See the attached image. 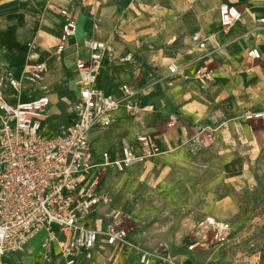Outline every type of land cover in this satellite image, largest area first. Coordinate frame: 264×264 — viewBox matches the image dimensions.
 <instances>
[{
    "label": "rangeland",
    "instance_id": "1",
    "mask_svg": "<svg viewBox=\"0 0 264 264\" xmlns=\"http://www.w3.org/2000/svg\"><path fill=\"white\" fill-rule=\"evenodd\" d=\"M12 1L0 0V4ZM33 1L40 5L38 0H22ZM100 2L101 7L110 0ZM185 2L164 0L166 9L173 12L162 15L165 27L157 30L152 22V27H147V22L161 16L156 10L159 0H117L121 5L117 21L126 23L127 30L118 29L113 37L127 45L135 40L136 57L143 66L138 77L131 67L113 65L112 61L104 71L108 73L102 75L103 82L111 71V76L116 75L114 84L128 82L137 94L130 109L120 91L122 107L113 114L109 126L98 127L106 130L105 138L91 142L96 152L112 153L121 139H127L143 158L118 173L99 170V188L119 211L118 224L126 231V247L131 250L129 264H137L138 250L157 256V264H264V123L242 118L241 113H221L217 105L206 101L208 94L209 100L216 97L222 77L218 75V45L213 35L218 31L229 34V29L219 25L218 13L178 7ZM27 11L18 12L15 18L26 26L32 22L42 31L41 40L37 36L26 38L27 50L33 55L42 48L44 39L53 41L54 37L39 23L42 13L36 17ZM202 17L209 25L204 32L210 42L206 50L196 49L200 66L208 67L210 77L198 78L194 71L169 76L167 69L156 67L153 54L161 49H172L171 53L181 50L179 42L201 31ZM95 29L92 22L91 31ZM168 40H174V45ZM0 67L12 70L6 64ZM230 71L226 77L233 81V68ZM64 82L63 109L49 120L50 127L61 132L67 127L73 105L70 91L76 78ZM49 93L53 97L51 89ZM140 97L152 98L150 102L159 98L161 105L145 109ZM204 103L208 110L202 107ZM144 109L148 113L142 112ZM139 136H147L149 144L142 145ZM209 216L223 230L225 241H217L215 230L206 225ZM43 238L40 233L32 241L35 249L41 244L42 254ZM22 259L7 264H25ZM40 261L38 256L33 264Z\"/></svg>",
    "mask_w": 264,
    "mask_h": 264
},
{
    "label": "built area",
    "instance_id": "2",
    "mask_svg": "<svg viewBox=\"0 0 264 264\" xmlns=\"http://www.w3.org/2000/svg\"><path fill=\"white\" fill-rule=\"evenodd\" d=\"M59 15L63 18V26L57 53L61 54L68 40L75 36L77 22L68 9H60ZM91 16L97 26L100 18L96 3ZM242 19L243 14L235 6L220 5L222 28H232ZM261 22L264 23V19ZM191 39L200 50H206L209 45L199 33ZM84 45L88 59L77 62L79 97L71 107L76 117L55 137L45 138L41 134L49 104V90L42 84L46 64L36 63L22 79L13 71L0 67V264H4V258L23 252L27 243L41 231L46 232L42 244L45 263L51 261L50 248L52 242L57 241L56 231L62 234L58 247L66 264H75L80 253L92 250L100 236L108 245L128 244L127 233L119 226L117 215H105L109 223L103 230L90 229L85 224L99 204L110 203L108 197L96 191L97 176L80 189L81 178L95 168L89 136L94 128L109 126L123 102L97 87L107 45L94 37L84 40ZM248 56L255 60L261 58L257 49L250 50ZM167 73L169 76L181 74L176 64H170ZM195 74L208 79L211 72L208 67L199 66ZM22 81L30 87L40 86L43 95L35 100L20 101ZM120 91L124 100L129 101L126 106L133 109L131 102L137 91L129 85H122ZM244 118L264 123V111L246 114ZM138 141L142 145L149 144L147 136H139ZM121 150L123 158L113 163L119 172L143 158L132 151L126 140L122 141ZM103 158V166H107L110 163L108 154H103ZM205 223L215 230L217 241H225L223 230L213 217H207ZM138 254L140 264H152L157 257L144 250H138Z\"/></svg>",
    "mask_w": 264,
    "mask_h": 264
},
{
    "label": "crops",
    "instance_id": "3",
    "mask_svg": "<svg viewBox=\"0 0 264 264\" xmlns=\"http://www.w3.org/2000/svg\"><path fill=\"white\" fill-rule=\"evenodd\" d=\"M40 5H36L34 1L30 3H25L20 0L17 2L13 0L12 2H5L0 4V65L6 64L13 71L18 79H22L30 69L36 63H45L47 66V71L43 80V85L48 86L49 90H52L53 97L48 94L49 104L46 107L47 119L43 122L41 134L45 138L55 137L60 135L62 132L60 129L51 128L49 120L53 115L60 114L63 109V105L60 102V98L65 95L67 90H64L65 79L69 77L76 78V65L80 60L88 59V52L84 45V40L90 37H94L96 40L104 42L107 45V52L102 60L101 73L97 81V87L101 89L106 94L112 96L113 98H119L120 88L122 85H130L128 82H123L121 84L115 83L116 75L111 76V71L106 77L105 82L102 81V75L108 72H104L111 65H125L132 68L134 75L136 77L140 76L143 64L136 57V42L135 40L132 44L127 45L124 41H117L113 37L114 31L121 29L127 30L125 27L126 23L117 21L118 14L121 11V5L117 3V0H110L108 5H101L100 0H79V5L77 0H38ZM164 0H159L160 4L157 6L158 12L161 16L153 18L150 22H147V27H152L151 22L155 25V29H161L165 27L164 25V14L172 13L173 11L166 9V5L163 4ZM172 1V0H171ZM104 4L106 0H103ZM181 2V1H180ZM100 18L101 23L96 26L94 31H91V18L90 15L95 9ZM39 4V3H38ZM222 4H230L239 9L243 14V19L240 23L236 24L232 28H229V34L223 31H218L213 36L218 45V51L216 55L218 75L220 77L217 87V95L212 100L209 94L206 95L209 103L217 105L219 107L218 111L224 114H229L235 116L241 113L242 118L246 114L256 113L264 111V23L261 20L264 19V0H186L185 4L178 7H185V11L194 10L196 12H208V13H218V23H219V7ZM51 6V9H50ZM68 9L73 18L77 22V31L75 36L70 38L61 54L57 53V48L60 42L63 18L59 15L60 9ZM29 10L27 13L38 17L41 14V20L39 23L43 24L47 31L53 33L54 40L47 41L42 44V48L37 50V54L31 55L26 47L27 36H37L41 40L42 36L38 29V25L29 24L26 26L24 22L16 20L15 16L18 12H23V10ZM181 8H178V11ZM201 31L199 33L201 37L207 39L210 42V38L207 37V33L204 29L209 28L207 20L201 18ZM146 21V19H144ZM220 25V23H219ZM221 26V25H220ZM133 28V27H132ZM145 28V27H144ZM130 29V28H129ZM195 33V34H196ZM168 43L172 45L174 40H168ZM183 48L181 50H176V53L172 49H161L153 54V58L156 61V67L160 70H166L170 64H176L180 73L192 74V72L200 66L199 63V52L196 49L195 44L192 42L191 36L189 39H185L179 42ZM174 45V44H173ZM41 46V45H39ZM257 49L261 58L255 60L250 58L247 54L250 50ZM168 51V53H166ZM44 56H50L48 60ZM129 57L130 60H123ZM144 58H150L149 55L143 54ZM233 68V76L235 79L227 78ZM23 89L20 95V101H29L38 99L43 95V90L40 86L34 88L30 87L28 83L22 81ZM233 83V85H231ZM119 84V85H118ZM60 85L58 91H54V88ZM134 88V86L130 85ZM160 90V88H157ZM69 92V91H68ZM73 103L79 97V87L76 85L73 90L70 91ZM143 108L157 107L161 102L158 98H155L152 102V98L140 97ZM203 108L207 110L209 107L202 105ZM142 112L148 113L147 110ZM75 113L70 108V115L68 118L67 126L72 124L75 120ZM53 127V126H52ZM105 129L94 128L89 136L90 150L93 155V168L89 174L81 178L80 189L87 186L88 182L92 177L97 176L99 170L104 169L105 171L111 170L114 173H118V170L113 165L117 160L123 158L121 144L122 141L126 140L132 151L136 154L134 146L127 139H121L118 142V146L113 150L112 153L107 151L96 152L92 147L91 140L102 141L105 138ZM108 154L109 164L103 166L104 158L103 154ZM129 168V167H127ZM126 168V169H127ZM97 193L105 195L104 192L99 188V184L96 188ZM106 214H111L112 216H119V211L113 209L111 202L109 204H99L93 212H91L85 224L90 229L103 230L109 223L108 219L105 217ZM118 219V218H117ZM40 233L43 234L44 239L46 238V232L41 231L36 234L25 246L23 252L12 254L4 258L3 263L7 264L10 261H15L23 257L25 264H33V262L40 258L41 264H46L43 259V254L41 253L40 246L34 248L33 240ZM57 241L52 242L50 248L51 261L47 264H66V259L60 254L58 247V241L62 238V234L56 231ZM41 242V243H42ZM131 250L126 246L108 245L105 242V238L100 236L92 250L89 252L83 251L78 256L75 264H129V255ZM17 255V258H13ZM136 256V263L140 264L139 257ZM157 261H153L152 264H157Z\"/></svg>",
    "mask_w": 264,
    "mask_h": 264
}]
</instances>
